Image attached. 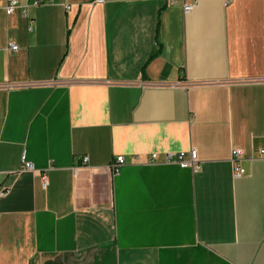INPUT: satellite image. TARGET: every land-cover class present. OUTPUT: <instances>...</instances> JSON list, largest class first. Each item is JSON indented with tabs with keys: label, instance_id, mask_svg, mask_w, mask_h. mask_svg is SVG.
Here are the masks:
<instances>
[{
	"label": "crops",
	"instance_id": "crops-1",
	"mask_svg": "<svg viewBox=\"0 0 264 264\" xmlns=\"http://www.w3.org/2000/svg\"><path fill=\"white\" fill-rule=\"evenodd\" d=\"M31 1L0 0V264H264V0Z\"/></svg>",
	"mask_w": 264,
	"mask_h": 264
},
{
	"label": "built area",
	"instance_id": "built-area-1",
	"mask_svg": "<svg viewBox=\"0 0 264 264\" xmlns=\"http://www.w3.org/2000/svg\"><path fill=\"white\" fill-rule=\"evenodd\" d=\"M103 1L104 0H95L96 3H102ZM168 1L171 3L174 2V0H168ZM225 1H227L228 3L230 2V0H225ZM52 2H53V0H32L31 6L40 7V6L47 5V4L52 3ZM196 5H197V0L184 1L183 6H182L183 13L187 14V13L191 12L192 9ZM18 7H19L18 0H7V4L5 7H3V10H4L6 15H10ZM64 7H65V9H69V7L66 4H64ZM27 29H28V31L31 30L30 27H28ZM7 50H9L11 52H17L18 47L14 43H8ZM259 154L263 155L264 151L260 150ZM155 159H156V156L152 155L151 162L155 161ZM166 159H167V161L174 159L176 161V163L179 165V167L182 169H190L192 172H196L198 170V161L196 158L195 149H190L189 158L187 160L184 159V153L183 152L178 153L176 155H168ZM83 161L86 162L87 157H84ZM241 161H242L241 153L237 150H232L230 162L232 165V174H233L234 178H240V177L244 176L246 173L245 169L240 165ZM21 162H22L23 166L25 167V169H28V170L32 169V164L25 161L24 155L21 156ZM123 164H124L123 157H121V156L116 157V159L107 167V170L111 175L116 176L119 174L120 168L123 166Z\"/></svg>",
	"mask_w": 264,
	"mask_h": 264
}]
</instances>
